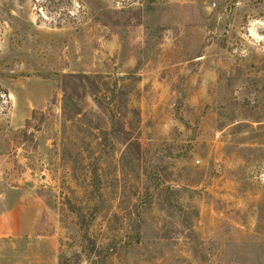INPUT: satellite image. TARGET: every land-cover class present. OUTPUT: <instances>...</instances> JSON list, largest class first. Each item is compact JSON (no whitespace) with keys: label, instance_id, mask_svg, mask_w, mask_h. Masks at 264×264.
Instances as JSON below:
<instances>
[{"label":"rangeland","instance_id":"obj_1","mask_svg":"<svg viewBox=\"0 0 264 264\" xmlns=\"http://www.w3.org/2000/svg\"><path fill=\"white\" fill-rule=\"evenodd\" d=\"M2 155L57 264H264V0H0Z\"/></svg>","mask_w":264,"mask_h":264},{"label":"crops","instance_id":"obj_2","mask_svg":"<svg viewBox=\"0 0 264 264\" xmlns=\"http://www.w3.org/2000/svg\"><path fill=\"white\" fill-rule=\"evenodd\" d=\"M11 159L0 156V264H57L56 234L43 229L47 208L30 175L11 173Z\"/></svg>","mask_w":264,"mask_h":264}]
</instances>
